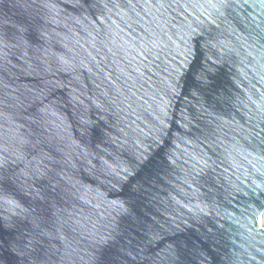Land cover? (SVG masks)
Masks as SVG:
<instances>
[{"label": "water", "instance_id": "obj_1", "mask_svg": "<svg viewBox=\"0 0 264 264\" xmlns=\"http://www.w3.org/2000/svg\"><path fill=\"white\" fill-rule=\"evenodd\" d=\"M0 264H264V0H0Z\"/></svg>", "mask_w": 264, "mask_h": 264}]
</instances>
